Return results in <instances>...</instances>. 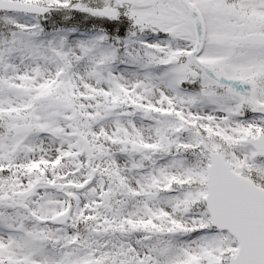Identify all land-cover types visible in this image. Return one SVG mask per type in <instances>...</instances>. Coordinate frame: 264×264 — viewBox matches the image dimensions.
Listing matches in <instances>:
<instances>
[{
    "label": "snow or ice",
    "instance_id": "snow-or-ice-1",
    "mask_svg": "<svg viewBox=\"0 0 264 264\" xmlns=\"http://www.w3.org/2000/svg\"><path fill=\"white\" fill-rule=\"evenodd\" d=\"M0 264H264V0H0Z\"/></svg>",
    "mask_w": 264,
    "mask_h": 264
}]
</instances>
